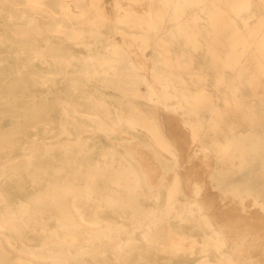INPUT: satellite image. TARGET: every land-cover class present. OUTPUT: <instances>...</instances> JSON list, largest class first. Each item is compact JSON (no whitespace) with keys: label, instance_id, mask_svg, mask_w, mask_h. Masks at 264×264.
Returning a JSON list of instances; mask_svg holds the SVG:
<instances>
[{"label":"bare ground","instance_id":"6f19581e","mask_svg":"<svg viewBox=\"0 0 264 264\" xmlns=\"http://www.w3.org/2000/svg\"><path fill=\"white\" fill-rule=\"evenodd\" d=\"M58 1L59 10L50 7L47 0H0V19H3L0 24V59L4 57L2 52H13L17 58L37 60L39 65H44L45 61L49 64L50 59L60 60L63 74L78 72L88 82L92 73L103 76L105 85L122 94L123 99L119 105L110 103L105 96L97 101V98L95 100L93 96L88 95L86 105L61 100L59 105L62 108V115L72 117L74 120L77 115L86 114L88 120L97 122V130L106 138H119L130 143L119 145L123 152L112 149L104 153V160L108 161L103 164L86 163L87 169L82 171L71 167L74 174L75 171L77 174L69 176L65 174L66 164L73 162L70 160L71 153L80 144H62L58 150L63 153L61 155H64L66 164L55 167L54 174L57 173V177L35 162L36 151L33 148L22 153L24 163L15 162L14 157L10 155L11 152L7 153L8 182L0 183V240H5L8 247L15 248L18 258L13 261L0 242V264H35L34 260L40 258L36 251L25 244L23 239L26 230L30 232L38 230L43 235L46 244L42 247L40 259L48 264L71 262L111 264L106 254L112 251L117 253L115 264H125L131 252L139 251L134 246L139 241L137 233L146 243L144 251L155 250L161 253L164 260L166 259V264H173L169 262L171 257H177L179 253L195 252L200 254L195 264H244L243 260L247 259L242 256L245 250L244 241L237 240V245L229 246L228 238L217 228L210 213L205 212L199 198L202 193L201 181L199 180V183L195 181L193 184L192 196L181 198L184 181L178 174L177 148L163 133L154 114L141 111L138 108L139 104L129 100L139 98L151 104L161 103L169 107L170 101L175 99V107H190L191 112H197L205 106L208 100L201 92L194 94L196 97L192 99L183 92L181 84L171 86L175 93L164 90L167 92L158 94L148 80L142 79L147 90L144 93L136 84L141 81L138 78L136 61L140 59V54L149 48L158 52L156 57L149 58L150 60L170 61L172 58L188 60L192 53L200 49L202 38H207L202 37V33L217 32L221 13L220 6L215 4L218 0H115L113 10L116 14L113 16L100 14L103 9L93 7L92 4L96 2L93 0L87 7L79 4V1L86 0ZM154 4L157 5L153 6ZM247 7L244 4H237L231 9L240 12ZM60 13L64 21L57 22L51 30L48 28L44 31L41 24L43 15L57 17ZM6 16L18 22L14 25L17 29L10 31L13 38H9L5 31ZM250 30L249 36L231 37L235 42L231 41L233 48L227 57V63H230L234 72L238 58H244L247 49L249 51L253 48L255 58L264 56V20L257 17ZM50 33L53 37L59 38L58 41H50ZM238 45H242L240 55L239 51H236ZM78 46L85 49L86 54H77L73 47ZM77 63L85 64L84 68L71 70ZM8 67L10 68L1 74L10 75L18 72L15 66ZM181 71L182 69H177L176 72L181 73L179 82L184 75ZM24 73L29 74V71L25 70ZM29 82L23 91L28 88ZM72 83L73 90L82 91L85 85H80L76 78ZM6 93V97L0 96V108L5 109L4 111L11 117L9 107L12 110L13 106L16 108L13 103L15 95L7 91ZM28 107L24 111L28 116L25 122L32 124L29 127L33 129L32 134H35L34 131L38 133V127L45 133L48 124L53 122L43 120L46 118L44 105L30 104ZM97 107L100 109L98 113L95 112ZM191 125L195 128L193 123ZM57 127L62 134L79 129L78 126H74L73 129L67 128L66 120L59 122ZM135 132L143 134L144 138L137 136ZM27 135L24 137L27 141L22 138L20 144H28L30 137ZM195 136L196 140L201 142L200 137ZM228 136L229 139L222 145L216 135H213L212 146L208 149L202 148L206 155L214 158L216 164L218 159L227 158L234 165L237 158L242 159L245 156L239 142H235L232 130L228 132ZM30 141L33 146L38 144L35 140ZM17 143L15 134L0 136V157L3 156V149L12 148L11 146ZM236 150L237 156L234 155ZM145 152L160 162L164 172L174 173L169 181L156 179L159 176H156L159 168L154 175L152 169L156 165L153 168V164L149 163L150 161L154 163L149 155L151 158L149 157L148 164L152 169L147 166L145 159L148 156ZM144 153L147 156L145 158L142 156ZM57 154V151L47 150L45 156L54 160ZM23 180L31 184L33 193L25 198L23 204L15 206L13 196L25 193ZM159 187L165 188L163 198L155 192ZM13 188L22 191L14 194ZM149 190L152 192L151 195H148ZM231 194L242 196L240 191L233 190ZM146 199L153 200L156 206L151 209L145 208ZM253 200L264 210L263 202ZM113 211L119 213L120 219L132 220L133 228L127 229L123 223H113L112 219L106 216V212ZM172 220L192 224L201 231V238L174 228ZM14 240L23 242L15 246ZM69 244H73V252L64 250ZM210 251L213 258L208 254ZM66 252L69 258L62 256ZM141 258L147 259V253Z\"/></svg>","mask_w":264,"mask_h":264},{"label":"rangeland","instance_id":"374dc122","mask_svg":"<svg viewBox=\"0 0 264 264\" xmlns=\"http://www.w3.org/2000/svg\"><path fill=\"white\" fill-rule=\"evenodd\" d=\"M91 0L79 1L82 7H87L91 5ZM96 1L92 4L93 7H100L103 11H100V14L106 16H113L116 13L114 12L113 8L115 4L113 1L115 0H93ZM242 2L236 3H228L222 0V2L217 1L215 4L220 6L221 13L219 16V27L218 29L224 28H236L239 33H248L251 26L257 20V17L262 18L264 20V2L261 0H240ZM246 1V2H245ZM153 3V1H151ZM150 3V2H149ZM148 3V4H149ZM47 4L50 7H56L57 10L60 9L59 1L58 0H47ZM237 4H244L248 7L240 12L232 11V6H237ZM154 4L153 6H156ZM224 16L223 18H221ZM3 19H0V24H2ZM4 24L6 26L5 31L9 38H13L12 33L10 31H15L17 28L14 26L18 22L15 20H11L5 17ZM64 17L60 13V16H50L47 17L43 15L41 19V24L43 30L46 31L51 30L52 26L57 22H63ZM225 21V22H223ZM251 32V31H250ZM166 34V33H165ZM168 35V33H167ZM116 36V35H115ZM242 36H245L242 35ZM202 43L200 45V49L196 51L197 55L194 59L202 58V44L203 39L209 40V43H212V40L217 37V35H213V32L207 33L206 35H202ZM246 37V36H245ZM50 41L56 42L59 38L53 37L52 34H49ZM207 43V42H206ZM207 44H205V48ZM242 45H238L236 51H239V55L241 53ZM75 52L79 55L86 54V50L82 47H73ZM216 50V47H211V50ZM155 51L151 50L150 48L142 52L140 54L139 60H137V69H138V78L141 81H138L137 86L143 90L145 93L146 85L142 82V79L148 80L154 89H156L158 94H162L163 92H167L164 90L159 91L160 87H163L160 83V80L156 79L154 68L152 66V61L149 58L156 57ZM216 53V52H215ZM30 54V53H28ZM4 56L3 59H0V96L6 97L7 93H14L13 96V103L15 104L16 108L13 106V110L10 109V113L12 114L11 117L8 116L4 110L0 108V136L2 135H12L15 134V139H18V143L11 146L12 148H5L3 149V156L0 157V183L8 182V167L9 165L6 163V154L11 152V156L14 157L15 162L24 163L25 159L22 153L25 151H29L30 148H33L36 151V158L35 162L38 165L44 166L43 169L48 171L50 174H54L56 170V166L65 165L66 159L61 155L62 144H72L77 145L80 144L74 151H72L70 160L73 161L71 163H67V172L65 173L67 176L77 174V171H72L73 168H79L80 171L87 169V164L95 165V163L103 164L108 160H104V153H107L109 150L117 149L120 152L119 145L130 143V141H124L119 138H112L108 139L103 134H101L97 130V122L88 120L86 114L77 115L76 119H72L69 116L62 115V108L60 107L61 100H67L69 102H80L86 105L88 95L93 96V98H97V101L100 100L103 96L107 97V100L110 101L112 104L119 105L123 98H121L122 94L113 88L108 87L104 84L103 76L101 75H93L90 76L89 82L86 81L84 77H81L78 72H71L68 75L62 73L63 65L60 60L49 61V64L45 61L44 65H39L37 60H29L26 58H17L15 53L13 52H2ZM199 55V56H198ZM190 58V57H189ZM177 59V58H172ZM258 61V62H257ZM260 61L263 62L264 65V56L255 58L253 48L248 51L246 50V54L244 58L239 59L238 63L236 64L235 73L237 75H244L250 74L249 67L254 65H259ZM9 65L15 66V69L18 71L16 74L5 75L1 74L5 69L10 68ZM82 65V66H81ZM85 64L77 63L74 68L76 70H81L84 68ZM24 67V68H23ZM25 70L29 71V74H25ZM70 70V69H69ZM263 73L262 71L259 74ZM32 74V75H30ZM179 77H181V73H177ZM78 79L80 81V85H84L82 91L80 90H73L72 88V81L74 79ZM184 80L190 81V78L182 75ZM30 80V82H29ZM28 88L23 91L24 88ZM134 83V82H133ZM158 88V89H157ZM169 90V93H175ZM134 101L135 103L139 104L138 108L144 112H151L154 114L157 123L159 124L160 128L162 129L163 133L172 141L175 147L178 150L179 156V163H178V174L182 177L184 181V188L183 194L181 198H186V196L190 197L193 194V184L198 181V183H202L201 195L200 200L202 202V206L206 213H210L213 222L216 224L217 228L225 234V236L229 240V246L237 245V240L244 241V252L242 256H245L247 259L243 260L244 264H264V210L258 204H255L254 200L264 203V181L262 183L257 184L258 192H261L262 195L253 196L250 195L249 190H246L247 195H243L244 188H249L250 183H241L235 182L232 178L228 177V174L223 171L219 174L218 168V161L214 158L210 157L208 154L206 155L203 152L202 148H209L212 145V142L209 143L203 139L201 133L199 134L200 141L196 140L197 135L194 132V126L190 125L186 120L189 119V116L186 114L187 108L186 107H175L176 100L172 99L170 102V106L166 107L161 103H149L146 102L147 100L143 99H129ZM43 104L44 105V114L43 120L48 122H53L48 124L47 131L42 133L41 127H38V133L34 131V135L32 134L29 127L32 125L31 123L28 124L25 120L28 116L24 113L26 108L30 104ZM173 104V105H172ZM83 108V110H85ZM94 111V108H93ZM95 112H100L99 107L95 109ZM62 120L67 121V128L73 129L74 126H78L79 129L71 130L67 134H62L57 125ZM174 120V121H173ZM167 121V122H165ZM180 122V123H178ZM26 128V129H25ZM183 128V129H182ZM189 130V131H188ZM188 135L186 136V134ZM28 134V135H27ZM135 134L144 138L143 134L135 132ZM190 134V135H189ZM25 135L29 136V142L26 145L20 144L21 139L25 137ZM44 136V137H43ZM191 137V138H190ZM187 138L190 140H187ZM28 139V138H27ZM25 141H27L24 138ZM30 140L37 141L38 144H32ZM191 145H190V144ZM189 144V145H188ZM190 146V147H189ZM26 149H24V148ZM22 148V150H21ZM190 148V149H189ZM47 150L50 151H57V155L55 159L51 157H46L45 154ZM197 150V152H196ZM189 151V152H188ZM76 153V154H75ZM147 156H146V154ZM142 156L143 158L147 157L145 161L147 162V166L152 167L155 166L153 170L154 175H159L157 180L162 178L163 180H170L173 176V172H164L161 168V164L158 160L155 159L153 155L150 153L145 152ZM185 155V156H183ZM189 157H188V155ZM152 157H150V156ZM191 155V156H190ZM165 156V155H164ZM183 156V157H182ZM202 156L200 159L199 157ZM153 162H149L150 158ZM166 157V156H165ZM186 157V159H185ZM65 159V160H64ZM117 159V158H116ZM193 159V160H192ZM88 160L89 162H85ZM184 160V161H183ZM201 160V161H199ZM208 161V162H207ZM213 161V162H212ZM149 163L151 165L149 166ZM87 163V164H86ZM183 164V165H182ZM70 166V167H69ZM203 170H201L202 168ZM70 168V169H69ZM159 168V170L157 169ZM200 169V170H199ZM155 170V171H154ZM158 170V171H157ZM157 171V172H156ZM161 171V172H160ZM156 172V173H155ZM160 172V174H159ZM50 176V175H49ZM57 177V173L54 174ZM53 177V176H52ZM221 177V178H220ZM200 180V181H199ZM196 181V182H195ZM207 181V182H205ZM215 181H217L215 183ZM22 185L25 191L24 194H18L13 196V202H15V206L23 204L25 202V198L33 193V187L29 182L22 181ZM188 184V185H187ZM209 185V186H208ZM188 186L190 188H188ZM242 189V190H241ZM206 190V191H205ZM239 192L242 196H233L231 193L232 191ZM13 193L17 194L18 192L22 191L16 188H13ZM155 192H158L161 195V198L165 195V188L159 187ZM151 190L148 191V195H151ZM206 194V195H205ZM207 200V201H205ZM163 201V199H162ZM207 203V204H205ZM1 204V203H0ZM1 206V205H0ZM144 206L147 209H151L154 206L153 200H147L144 202ZM222 214V216H221ZM219 215V216H218ZM106 216L112 219L113 223L117 224H125L127 229L133 228V222L129 219H120L118 218L119 213L117 211L113 212H106ZM219 217V219L217 218ZM221 217V219H220ZM225 217V218H224ZM224 219V220H222ZM223 222V223H222ZM229 222V223H228ZM232 222V223H231ZM235 222V223H234ZM52 224L53 222L50 221ZM226 223V224H225ZM171 224L174 228L178 230H182L186 233H191L197 235L199 239L201 238V231L198 228L194 227L190 223H181L177 220H172ZM225 224V225H223ZM232 224V225H231ZM245 224V225H243ZM232 226V228H231ZM237 232V233H235ZM138 238V243L134 246L139 249V251H134L130 253V258L125 264H145L148 262L149 264H166V259L161 256V253L153 250L149 252H145L146 243H144L141 239V235L139 233L136 234ZM261 237V238H260ZM250 238V239H249ZM24 242L28 248L36 251L38 257L41 258L42 256V247L46 244L44 241L43 235L37 230L30 232L29 230L25 231L24 235ZM0 242L3 244V248H5L10 255V258L14 261L18 258V252L15 248L8 247L5 240L1 239ZM15 246H19L22 244L23 241L14 240ZM73 244H69L65 246L64 250H72L73 252ZM238 246H240L238 244ZM147 253V259H143L141 257H145ZM116 251H112L107 253L108 255V262L111 264H115V257ZM208 254L213 258V253L210 251ZM95 255V254H94ZM92 255V256H94ZM62 256L68 257L69 255L67 252ZM96 256V255H95ZM88 258L90 256H87ZM96 257H101V255H97ZM200 257L198 252L195 254H183L179 253L177 257H171L170 263L173 264H195ZM37 258L36 261L34 260L35 264H48V262H44L43 259ZM69 258V257H68ZM97 259V258H96ZM100 260V258H98ZM146 260V261H145ZM74 261V260H73ZM92 261V260H90ZM168 262V263H169ZM71 264H75V262H71Z\"/></svg>","mask_w":264,"mask_h":264},{"label":"crops","instance_id":"0c3cea01","mask_svg":"<svg viewBox=\"0 0 264 264\" xmlns=\"http://www.w3.org/2000/svg\"><path fill=\"white\" fill-rule=\"evenodd\" d=\"M225 2L242 1L224 0ZM250 31L244 33L245 36H249ZM214 34L217 38L212 43L203 39L207 47L202 44L200 60L194 59L197 55L195 52L188 60L154 59L152 66L156 79L164 85L157 89L171 91L172 85L181 84L183 92L192 99L196 97L194 94L202 93L208 102L197 112H191L190 107H187L189 119L186 122L195 125L194 132L198 136L201 133L208 145L212 142L213 135H216L220 144H225L229 139L228 132L232 130L235 142H239L245 156L237 158L234 165L227 158L218 159L219 174L225 171L235 182L250 183L249 188L243 189V195H247L246 190L253 196L262 195L258 192L257 184L264 181V65L260 61L259 65L249 67L250 74L237 75L230 63H227V57L232 52V42H235L231 37L244 34L239 33L236 28H219L217 32L213 31ZM211 47H216V50H211ZM154 53L158 54L157 51ZM177 69H182V74L189 77L190 81L181 79L179 82ZM260 71L263 73L259 74ZM234 155H238L237 150Z\"/></svg>","mask_w":264,"mask_h":264}]
</instances>
